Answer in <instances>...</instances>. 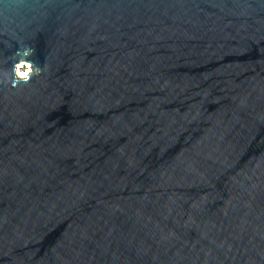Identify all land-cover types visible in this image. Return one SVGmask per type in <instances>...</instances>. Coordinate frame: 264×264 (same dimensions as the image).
I'll use <instances>...</instances> for the list:
<instances>
[{
    "label": "water",
    "instance_id": "obj_1",
    "mask_svg": "<svg viewBox=\"0 0 264 264\" xmlns=\"http://www.w3.org/2000/svg\"><path fill=\"white\" fill-rule=\"evenodd\" d=\"M0 264H264V0H0Z\"/></svg>",
    "mask_w": 264,
    "mask_h": 264
},
{
    "label": "clouds",
    "instance_id": "obj_2",
    "mask_svg": "<svg viewBox=\"0 0 264 264\" xmlns=\"http://www.w3.org/2000/svg\"><path fill=\"white\" fill-rule=\"evenodd\" d=\"M32 53L33 49L31 48H17L15 56L19 57V60L14 62L10 71L5 72V80L3 82H10L12 87L27 84L31 80L34 71L35 73L40 71L39 68L34 70L31 61L26 59L31 56Z\"/></svg>",
    "mask_w": 264,
    "mask_h": 264
}]
</instances>
